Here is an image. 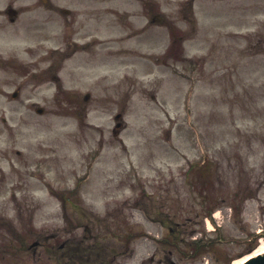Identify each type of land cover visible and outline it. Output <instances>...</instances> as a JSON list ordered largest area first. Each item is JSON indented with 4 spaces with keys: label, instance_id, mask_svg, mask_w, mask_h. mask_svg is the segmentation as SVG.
Masks as SVG:
<instances>
[{
    "label": "rangeland",
    "instance_id": "1",
    "mask_svg": "<svg viewBox=\"0 0 264 264\" xmlns=\"http://www.w3.org/2000/svg\"><path fill=\"white\" fill-rule=\"evenodd\" d=\"M170 1L160 7L170 43L156 24L150 44L171 51L166 62L136 42L123 66L117 54L98 58L90 69L101 67L83 78L54 81L32 75L40 70L31 64L29 73L18 65L0 72V264H55V251L30 245L53 233L60 244L81 238L83 226L101 236L88 244L87 264L124 250L121 230L139 226L138 248H146L147 215L159 202L181 223L203 202L221 215L231 210L222 245L234 258L256 250L264 228V0H195L192 11ZM54 46L0 51L25 63ZM140 51L152 53L146 66ZM72 254L82 262L83 253Z\"/></svg>",
    "mask_w": 264,
    "mask_h": 264
},
{
    "label": "flooded vegetation",
    "instance_id": "2",
    "mask_svg": "<svg viewBox=\"0 0 264 264\" xmlns=\"http://www.w3.org/2000/svg\"><path fill=\"white\" fill-rule=\"evenodd\" d=\"M192 1L187 0L185 4ZM161 4V0H0V48L10 44L42 46L44 41L55 45L48 53L25 63L6 58L2 50L0 72L18 65L29 73L27 65L31 64L33 70H40L32 75L40 74L55 81L68 79L70 75L83 78L84 71L98 58H106L107 54L120 57L132 54L131 50L124 49H129L133 40L149 47L155 24L165 27L160 24L164 13ZM191 7L189 5L188 9ZM118 32L117 40L106 42V33ZM109 47L113 50L108 51ZM83 57L88 60L87 64L76 66ZM47 62L46 68L40 66ZM166 208L164 202L152 207L148 220L153 230L147 232L149 245L146 248L141 243L138 248L140 241L136 232L131 249H110L99 264H225L227 251L218 249V254L210 245L214 234L193 233L190 225L200 222L199 215L192 218L191 223H180L164 211ZM85 240L86 237L79 243ZM88 244L70 245L69 250L81 249L77 251L83 253L82 264H87L92 254ZM87 250L89 254H85ZM206 251L209 259L204 255ZM69 260L71 264L76 263L74 259Z\"/></svg>",
    "mask_w": 264,
    "mask_h": 264
},
{
    "label": "bare ground",
    "instance_id": "3",
    "mask_svg": "<svg viewBox=\"0 0 264 264\" xmlns=\"http://www.w3.org/2000/svg\"><path fill=\"white\" fill-rule=\"evenodd\" d=\"M264 252V239L260 240L258 247L256 248V250L252 253L253 255L256 254H260ZM249 255H245L244 257L240 258V259H236L232 262V264H241L242 262H244V260L246 258H248Z\"/></svg>",
    "mask_w": 264,
    "mask_h": 264
},
{
    "label": "water",
    "instance_id": "4",
    "mask_svg": "<svg viewBox=\"0 0 264 264\" xmlns=\"http://www.w3.org/2000/svg\"><path fill=\"white\" fill-rule=\"evenodd\" d=\"M244 264H264V254L250 258Z\"/></svg>",
    "mask_w": 264,
    "mask_h": 264
}]
</instances>
